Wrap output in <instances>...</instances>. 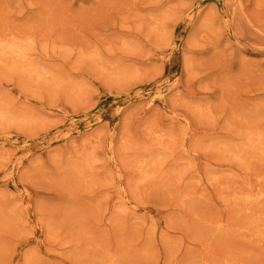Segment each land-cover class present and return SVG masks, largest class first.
Masks as SVG:
<instances>
[{
    "label": "rangeland",
    "instance_id": "374dc122",
    "mask_svg": "<svg viewBox=\"0 0 264 264\" xmlns=\"http://www.w3.org/2000/svg\"><path fill=\"white\" fill-rule=\"evenodd\" d=\"M0 264H264V0H0Z\"/></svg>",
    "mask_w": 264,
    "mask_h": 264
}]
</instances>
